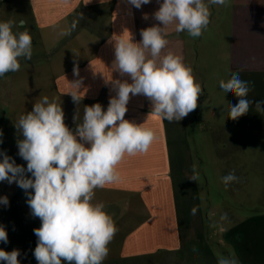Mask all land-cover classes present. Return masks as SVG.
Returning a JSON list of instances; mask_svg holds the SVG:
<instances>
[{"label":"crops","instance_id":"crops-1","mask_svg":"<svg viewBox=\"0 0 264 264\" xmlns=\"http://www.w3.org/2000/svg\"><path fill=\"white\" fill-rule=\"evenodd\" d=\"M158 8L157 0H151L140 9L128 0H0V21L14 20L18 24L24 20L25 27L33 28L38 34L34 44L40 42L46 46L44 59H37L32 65H21L19 71L0 77V94H4L0 95V131L3 133L0 152L14 159L17 165L18 160H23L17 147V141L23 136L15 123L43 96L61 104L65 124L71 130L82 122L84 106L100 103L106 110L109 98L116 95L112 81L131 83L130 77L112 70L115 41H109L113 35L126 38L129 33L133 42L138 43L142 29L159 23L153 18ZM210 12V23L198 38L186 32L177 33L175 24L169 25L166 30L169 43L161 53V57L169 51L181 56L192 69L195 81L204 89L197 108L181 121L169 123L152 114L148 98L130 94L125 119L154 130L157 139L147 153L125 155L117 167L120 176L117 183L95 190L93 203L105 204V211L113 216L118 229L111 242L121 260L165 255L164 263L169 264L174 256L182 254L194 260L188 264H199L198 260H204L205 254L211 253V264H217L220 258L213 256L216 251L210 248L205 251L203 247L183 244L179 198L182 190L197 189L198 182L210 183L205 173L196 177L195 168L191 169L193 142L200 147L198 152H211L212 157L213 152L220 150L216 135L221 128L227 131V141L233 147L237 141L234 133L249 130L256 122L250 111L237 120L229 118L228 104L235 105L238 98L224 93L219 83L238 72L241 79L250 82L252 90L247 98L264 101V0H226L224 5L210 6ZM80 16L83 18L76 29L70 35H61ZM21 30L24 29H13ZM69 43L74 44L67 46ZM61 45L60 51L64 50L54 52ZM74 68L78 69V75ZM76 81L81 82L79 103L67 94ZM195 122L200 123L201 129L207 126L209 134H201L198 140L192 138L190 130ZM215 173L219 178L216 181L224 187L223 176L234 173L239 178L226 187L230 190L249 185L250 171L244 165L224 167ZM15 189V185L13 188L7 181L0 182V197L6 196L9 201L7 206L0 205V221L6 214L9 221L17 216L15 211L10 212ZM23 217L26 229L33 228L32 215L26 213ZM38 221L40 225L36 228L41 226L40 219ZM36 244L37 239L31 249L19 247L20 262L37 264L33 255ZM233 249L237 251V247ZM241 252L244 264H264L263 245L244 248ZM191 253L193 256H189Z\"/></svg>","mask_w":264,"mask_h":264},{"label":"clouds","instance_id":"clouds-1","mask_svg":"<svg viewBox=\"0 0 264 264\" xmlns=\"http://www.w3.org/2000/svg\"><path fill=\"white\" fill-rule=\"evenodd\" d=\"M128 3L140 9L151 0H128ZM157 3L159 8L153 18L159 23L142 29L138 43L133 42L127 30L126 38L113 35L109 41H115L112 70L130 77L131 83L112 81L116 95L109 98L106 110L100 103L84 106L82 122L71 130L65 124L61 104L43 96L15 123L23 136L17 141L18 155L27 162V167L17 165L0 152V182L16 183L25 190L31 214L41 221V226L33 229L37 237L33 251L37 264H62V261L103 264L107 258L108 246L118 229L113 216L105 211V204L93 203L95 190L117 183L120 180L117 167L125 155L145 154L157 139L154 130L125 119L130 94L148 98L152 114L169 123L187 117L204 95L203 87L195 81L192 69L181 56L169 51L161 57L169 43L166 30L175 24L177 33L186 32L198 38L210 23V6L224 5L226 0H157ZM82 18L74 20L71 28L61 35H70ZM25 25L24 20L18 24L14 20L0 21V77L19 71L21 59L32 58V36ZM14 28L24 30L13 31ZM74 73L78 75V69L74 68ZM80 85V81L72 83L73 90L67 93L76 103L81 100ZM219 86L224 93L238 98L235 105L228 104L230 119L247 114L253 103L257 112L264 111V101L247 98L252 90L250 82L241 79L238 72H233L227 81L221 80ZM221 179L226 187L239 181L234 173ZM8 203L6 196L0 197V205ZM221 219L226 220L227 214ZM0 242H8L3 226ZM19 255L17 249L11 252L0 249V262L20 264ZM217 264H237V261L222 257Z\"/></svg>","mask_w":264,"mask_h":264},{"label":"rangeland","instance_id":"rangeland-1","mask_svg":"<svg viewBox=\"0 0 264 264\" xmlns=\"http://www.w3.org/2000/svg\"><path fill=\"white\" fill-rule=\"evenodd\" d=\"M28 30L32 36L33 55L31 60L21 59L22 66L32 65L36 63L37 59L41 61L46 53V46L40 42L37 45L34 44V41L38 38L36 30L33 28ZM71 45L69 43L67 46ZM62 48L61 45L54 52H59ZM0 95L3 96L4 94ZM250 100L256 101L253 98ZM250 113L256 119V122L251 125L249 130L234 133L237 141L233 147L227 141L228 134L224 128H221L218 135H216V144L220 150L219 152H213L212 157L211 152H205L204 150V152H198V149L201 151L200 147H196L195 142L192 143L194 159L191 169L193 170L195 166L194 174L196 177H200L201 172L205 173L210 183L198 182L199 187L197 189L182 190L181 197H178L184 238L183 244L192 247H203L205 251H209L205 248H210L216 251L213 256L220 258L233 257L236 259L237 264H244L242 249L254 248L259 245L264 246V111L257 112L255 103H253ZM190 133L192 138L198 140L201 134L208 135L209 130L207 126H203V129H201L200 123L195 122ZM18 162L19 165L27 167L25 160H18ZM243 165L249 168L250 171V181L246 188L230 190L224 187L220 181H218V185L216 180L219 178L218 173H215L216 171L222 170L224 167L234 168ZM26 176L31 178L30 173H26ZM11 185L13 188L15 185L16 192L11 200L12 208L10 212L15 211L17 216L13 221H9L6 214V217L0 221V226H3L8 234V242H0V249L8 252L17 249L20 252L19 247L32 248V243H35L37 239L33 229L40 225V222L38 221L39 218L31 214L25 190L21 189L16 183ZM194 209L195 212H193ZM26 213L34 218L31 222L33 228L29 226L26 229V222L23 217ZM225 214H227V219L222 220L221 217ZM185 235L186 237L189 236L186 238ZM108 247L110 249L109 254L103 264H165L164 262L167 260L162 258L165 255H161L160 258H140L124 261L117 257L116 248L112 245V242ZM234 247H237L239 252H234ZM181 255L174 256L172 263L169 264H188L194 261L185 258V255L183 257ZM189 256H193V253ZM210 256H212L211 253H206L205 259L198 260V263L211 264L213 260L209 258ZM0 264H4V262H0ZM20 264L24 263L20 262ZM62 264H66V262L62 261Z\"/></svg>","mask_w":264,"mask_h":264},{"label":"built area","instance_id":"built-area-1","mask_svg":"<svg viewBox=\"0 0 264 264\" xmlns=\"http://www.w3.org/2000/svg\"><path fill=\"white\" fill-rule=\"evenodd\" d=\"M2 2H5V1H7V0H1Z\"/></svg>","mask_w":264,"mask_h":264}]
</instances>
